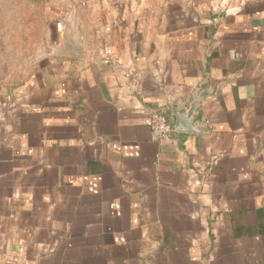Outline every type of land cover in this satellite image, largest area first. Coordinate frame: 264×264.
<instances>
[{
    "label": "crops",
    "instance_id": "obj_1",
    "mask_svg": "<svg viewBox=\"0 0 264 264\" xmlns=\"http://www.w3.org/2000/svg\"><path fill=\"white\" fill-rule=\"evenodd\" d=\"M65 12L0 86V264H264V0Z\"/></svg>",
    "mask_w": 264,
    "mask_h": 264
},
{
    "label": "rangeland",
    "instance_id": "obj_2",
    "mask_svg": "<svg viewBox=\"0 0 264 264\" xmlns=\"http://www.w3.org/2000/svg\"><path fill=\"white\" fill-rule=\"evenodd\" d=\"M73 1L0 0V86L28 78L45 51L50 23Z\"/></svg>",
    "mask_w": 264,
    "mask_h": 264
},
{
    "label": "water",
    "instance_id": "obj_3",
    "mask_svg": "<svg viewBox=\"0 0 264 264\" xmlns=\"http://www.w3.org/2000/svg\"><path fill=\"white\" fill-rule=\"evenodd\" d=\"M67 35H66V46L68 50L71 49L70 52H72L73 56H79L80 55V49L78 42L76 41L75 34H76V28L74 24L71 21L67 22ZM195 104H191L190 108L188 109L186 105H183L178 108V113H176V124L175 128L178 130H188V131H194L193 127L189 124L190 120L192 119V112L195 110Z\"/></svg>",
    "mask_w": 264,
    "mask_h": 264
},
{
    "label": "built area",
    "instance_id": "obj_4",
    "mask_svg": "<svg viewBox=\"0 0 264 264\" xmlns=\"http://www.w3.org/2000/svg\"><path fill=\"white\" fill-rule=\"evenodd\" d=\"M151 137L154 140H167L170 138L172 128L162 112H154L150 120Z\"/></svg>",
    "mask_w": 264,
    "mask_h": 264
}]
</instances>
